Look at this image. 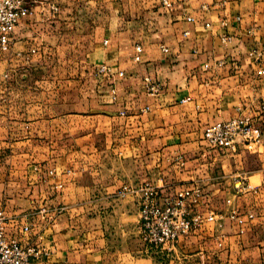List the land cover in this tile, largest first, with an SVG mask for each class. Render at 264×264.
I'll use <instances>...</instances> for the list:
<instances>
[{
    "label": "crops",
    "instance_id": "1",
    "mask_svg": "<svg viewBox=\"0 0 264 264\" xmlns=\"http://www.w3.org/2000/svg\"><path fill=\"white\" fill-rule=\"evenodd\" d=\"M27 2L11 52L0 51V211L32 223L23 240L48 253L34 264H264V135L259 148L227 154L203 140L207 126L255 112L264 97V0H174L172 10L159 0ZM137 44L143 64L133 62ZM73 53L82 66L50 65ZM103 65L126 79L98 76ZM145 76L164 86L159 97ZM146 183L167 196L199 185L201 212L231 200L255 219L225 221L223 248L209 223L155 250L141 239L138 198L119 195ZM44 207L54 221L38 215Z\"/></svg>",
    "mask_w": 264,
    "mask_h": 264
},
{
    "label": "built area",
    "instance_id": "2",
    "mask_svg": "<svg viewBox=\"0 0 264 264\" xmlns=\"http://www.w3.org/2000/svg\"><path fill=\"white\" fill-rule=\"evenodd\" d=\"M162 8L172 10L174 0H159ZM225 3V0H223ZM55 11L57 8H53ZM32 6L27 0H0V51L9 53L12 50V35L19 22L32 13ZM188 23H194V19L187 17ZM226 26V24H224ZM189 32H184L188 36ZM232 41L230 35L222 36L221 42L228 44ZM108 42L106 41L105 44ZM164 54L169 53L166 46H161ZM32 50V53H35ZM144 47L141 44L135 45V64L144 63ZM22 55V54H20ZM257 63L262 61L263 54L255 52ZM223 63H220L222 65ZM98 76H116L119 80L126 79L125 71L114 72L109 65H103L96 69ZM259 75H264V70L259 71ZM8 78V75L4 76ZM143 86L152 99L159 97L164 86L150 76L142 78ZM112 99H117L116 86L110 89ZM151 107H146L142 111L147 113ZM264 97L258 104V109L253 113H241L238 116L209 125L203 133V140L208 149L217 154L237 153L240 148L252 151L262 146L264 135ZM172 160V159H171ZM172 161L179 167L184 168L185 159L182 155L176 156ZM71 171H68V174ZM54 175V171L50 172ZM246 176L240 175L236 190L243 189V182ZM55 189H63V184H56ZM120 196H136L140 204V235L145 245L155 250H172L182 238H188L191 234L203 228L206 224L216 223L219 231L215 238L219 239L218 247L223 248V235L220 233L225 221H229L239 227H245L255 219L253 213L243 212L232 205V201H227L226 209L220 213L201 212L204 193L199 185L188 188H181L174 195H164L162 188L151 183L131 187L123 185L119 192ZM66 208L60 207L57 211L60 215ZM38 215L45 222L54 221L55 217L49 218L47 208L38 210ZM32 223L23 221L18 217H8L4 211H0V264H34L43 260L47 255V250L38 244L23 240L31 233ZM16 230L17 235L13 234Z\"/></svg>",
    "mask_w": 264,
    "mask_h": 264
},
{
    "label": "rangeland",
    "instance_id": "3",
    "mask_svg": "<svg viewBox=\"0 0 264 264\" xmlns=\"http://www.w3.org/2000/svg\"><path fill=\"white\" fill-rule=\"evenodd\" d=\"M73 54L71 55V57H60V58H57L53 62V64L51 63L50 65H55V66H70V67L82 66L83 65L82 64L83 57H81V54L80 53H76L74 55ZM1 58H2V55L0 54V67L2 66V60H1Z\"/></svg>",
    "mask_w": 264,
    "mask_h": 264
}]
</instances>
